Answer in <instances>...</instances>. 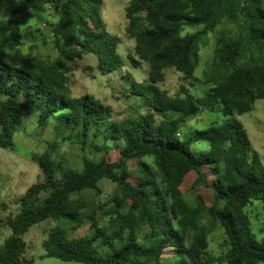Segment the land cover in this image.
I'll return each instance as SVG.
<instances>
[{"label": "trees", "instance_id": "obj_1", "mask_svg": "<svg viewBox=\"0 0 264 264\" xmlns=\"http://www.w3.org/2000/svg\"><path fill=\"white\" fill-rule=\"evenodd\" d=\"M101 3L23 0L14 13L54 8L59 19L53 35L71 45L63 55L80 59L92 54L98 72L106 75L121 69L124 60L118 53L119 39L100 17ZM125 17L127 33L135 41L134 55L149 64V80L129 83V94L146 112L121 121H112L109 110L88 95L71 98L57 67L17 51L14 28L0 23V148L14 150L21 121L37 112L40 126L54 120L65 129H78V138L90 139V148L102 154L97 160L83 158L78 169L61 157L32 158L44 179L26 190L16 214L6 220L10 235L0 247V264H21L24 234L47 219L67 220L70 231L88 227L81 237L52 228L43 243L47 257L81 264H191L192 256L210 264L205 215L223 231L227 248L223 264L264 262V241L253 238L243 212L250 200L264 199V165L244 126L233 118L264 99V0H130ZM223 20L236 24L238 31L218 40L211 73L203 80L204 97L195 98L186 88L183 97L175 98L160 90L155 84L166 67L186 79L193 76L200 42ZM187 27L201 30L181 36ZM128 59L136 68L139 62ZM218 105L228 117L222 125L186 140L178 138L185 119ZM167 113L181 116L167 119ZM196 140L210 144L199 157L189 150ZM109 144L120 154L114 162L106 158ZM146 156L153 157L157 171L137 163L139 174L132 184L126 167ZM205 166L213 176L210 185ZM191 172L196 174L195 186L212 189V206L207 208L200 196L195 206L184 199L181 185ZM103 179L113 182L115 190L102 202ZM88 191L89 198H82Z\"/></svg>", "mask_w": 264, "mask_h": 264}, {"label": "rangeland", "instance_id": "obj_2", "mask_svg": "<svg viewBox=\"0 0 264 264\" xmlns=\"http://www.w3.org/2000/svg\"><path fill=\"white\" fill-rule=\"evenodd\" d=\"M23 0H0V23L9 22L18 37L17 51L26 56L41 59V61L53 64L62 74L65 80V90L71 98L84 95L92 97L95 101L109 110L112 121H121L130 116L145 113L140 108L141 103L135 96L129 94L131 80L144 83L149 80V64L140 61L134 55L135 41L127 33L128 21L125 17V8L130 0H102L100 17L106 30L119 39L118 53L124 60V66L110 74H100L97 70V58L92 54L82 56L80 59H70L63 55V51L71 48V45L58 42L53 35V28L59 19V13L50 6L37 7L28 11L14 13V10ZM200 27L184 28L181 36L200 31ZM238 27L231 21L223 22L212 31L206 32L198 49L199 61L189 79L172 67H166L162 71V78L155 85L165 91L170 97H183L182 89L186 88L195 98H202L207 91L203 80H207V73L214 63V51L218 40L222 37L234 36ZM129 57L138 61L136 68L132 67ZM181 115L167 113V119H176ZM221 106L213 110H201L197 115L185 119L179 129V139L186 140L196 135L197 132L208 129L211 126H220L227 119ZM245 128L251 142L253 151L262 165H264V99L257 100L252 109L243 114L234 115ZM78 129L64 128L60 123L51 120L46 126L38 124L37 112L31 113L21 121L18 131L14 136V150L0 148V247L10 235L5 226L8 218H12L19 208L20 197L26 190L37 183L43 182V174L37 164L32 161L34 156L52 155L61 157L62 162L75 167H81L83 158L99 159L102 154L90 148V139H81L77 135ZM109 144L106 158L110 162L116 161L120 154L118 148ZM190 153L199 157L201 153L210 150V144L205 140H196L189 147ZM137 163L146 164L154 173L157 171L153 157L146 156L138 161H129L127 170L132 177L128 180L135 183L137 176ZM207 183L210 185L213 176L210 169H206ZM160 179L159 177H157ZM194 172L189 173L182 185L181 192L190 206H195L197 197L200 196L206 205L214 204V195L210 187L202 184L195 186ZM102 202L115 190V184L103 179L99 182ZM91 192H83L82 198H89ZM98 203V202H97ZM249 220L250 233L258 241H264V199H252L243 209ZM55 222L47 219L35 224L24 234L25 250L21 255V264H81L66 262L54 257H47L43 243L47 239L52 228L62 227L72 236L81 237L88 232L87 225H82L74 231H70L68 221ZM209 228L207 253L210 264H223L226 253V244L223 231L217 222L210 221L208 215L202 219ZM165 256H169L165 254ZM191 264H203L192 256L188 257ZM255 264H264L257 261Z\"/></svg>", "mask_w": 264, "mask_h": 264}]
</instances>
